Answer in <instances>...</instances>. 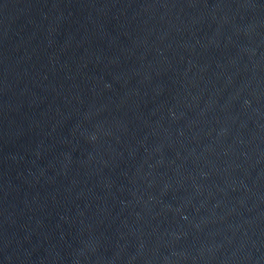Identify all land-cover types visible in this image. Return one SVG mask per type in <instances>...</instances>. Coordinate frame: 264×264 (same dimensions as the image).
<instances>
[{"label":"water","instance_id":"water-1","mask_svg":"<svg viewBox=\"0 0 264 264\" xmlns=\"http://www.w3.org/2000/svg\"><path fill=\"white\" fill-rule=\"evenodd\" d=\"M0 264H264V0H0Z\"/></svg>","mask_w":264,"mask_h":264}]
</instances>
